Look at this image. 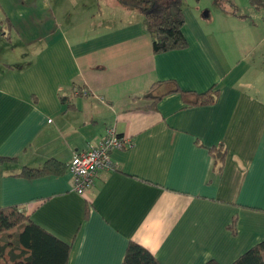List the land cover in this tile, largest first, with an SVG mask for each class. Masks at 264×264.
<instances>
[{
	"label": "crops",
	"instance_id": "obj_1",
	"mask_svg": "<svg viewBox=\"0 0 264 264\" xmlns=\"http://www.w3.org/2000/svg\"><path fill=\"white\" fill-rule=\"evenodd\" d=\"M65 1L0 0L10 46L0 59V156L11 158L0 162V207L17 206L69 244L66 264H120L127 241L160 264H230L264 239V9L182 10L186 46L154 54L138 11L73 0L62 29ZM163 80L217 96L188 106L169 93L144 108L137 97ZM107 127L128 143L83 194L66 169L17 176L49 158L67 164ZM210 147L224 150L220 169Z\"/></svg>",
	"mask_w": 264,
	"mask_h": 264
},
{
	"label": "trees",
	"instance_id": "obj_2",
	"mask_svg": "<svg viewBox=\"0 0 264 264\" xmlns=\"http://www.w3.org/2000/svg\"><path fill=\"white\" fill-rule=\"evenodd\" d=\"M121 5L138 11L142 16L145 31L149 35L151 51L154 54L182 49L186 40L182 34L184 17L182 0H117ZM254 8L264 9V0H248ZM4 22V23H3ZM3 35L8 39L11 25L3 20ZM3 28V27H2ZM0 28V29H2ZM81 93V88L76 94ZM177 93L188 106L212 104L217 96L213 87L203 92H193L179 88L172 80L155 81L137 98L148 100L144 108L154 109L156 103L166 94ZM65 98H61L63 101ZM208 153L221 168L224 150L220 147L208 148ZM0 156V162L10 160ZM54 159H46L36 167H21L17 176L37 178L47 174H59L66 169ZM235 219L227 228L233 234ZM70 245L55 238L28 219L17 206L0 207V264H66ZM264 239L240 254L230 264H264ZM120 264H160L144 247L127 241ZM202 264H218L209 259Z\"/></svg>",
	"mask_w": 264,
	"mask_h": 264
},
{
	"label": "built area",
	"instance_id": "obj_3",
	"mask_svg": "<svg viewBox=\"0 0 264 264\" xmlns=\"http://www.w3.org/2000/svg\"><path fill=\"white\" fill-rule=\"evenodd\" d=\"M81 91V95H85ZM128 143L124 136H118L113 127H107L100 143L93 148L81 151H73L66 165V171L70 175L71 190L76 194H83L95 179L99 171H110L113 164L110 151L120 149Z\"/></svg>",
	"mask_w": 264,
	"mask_h": 264
},
{
	"label": "rangeland",
	"instance_id": "obj_4",
	"mask_svg": "<svg viewBox=\"0 0 264 264\" xmlns=\"http://www.w3.org/2000/svg\"><path fill=\"white\" fill-rule=\"evenodd\" d=\"M69 3L65 4L63 15H60V19L62 22V29H64L65 24H67L68 20V12L72 11L73 8L71 3L73 0H68ZM65 1V2H68ZM76 6H73L75 9L80 5L81 7L86 6L85 2L77 1ZM216 8L222 10L224 12L230 13L234 11L237 15H245L250 16V12L248 11L249 5L248 0H182V10L185 11V14L190 11H194L198 16H202L204 13H209V18L213 16V12L216 11ZM67 10V11H66ZM79 12V10H77ZM208 18V20H210ZM5 43L0 40V59L3 57L4 52L8 51L10 46L3 47Z\"/></svg>",
	"mask_w": 264,
	"mask_h": 264
}]
</instances>
